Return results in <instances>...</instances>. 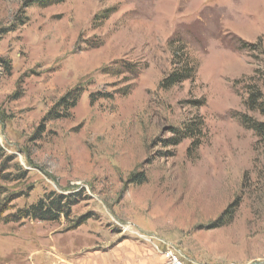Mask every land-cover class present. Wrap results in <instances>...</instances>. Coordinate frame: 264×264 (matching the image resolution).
Instances as JSON below:
<instances>
[{
  "label": "rangeland",
  "instance_id": "1",
  "mask_svg": "<svg viewBox=\"0 0 264 264\" xmlns=\"http://www.w3.org/2000/svg\"><path fill=\"white\" fill-rule=\"evenodd\" d=\"M22 1L0 0V264H157L168 247L264 264V141L241 122H264L243 104L264 102V0ZM173 39L196 80L161 89ZM57 195L65 217L5 219Z\"/></svg>",
  "mask_w": 264,
  "mask_h": 264
},
{
  "label": "trees",
  "instance_id": "2",
  "mask_svg": "<svg viewBox=\"0 0 264 264\" xmlns=\"http://www.w3.org/2000/svg\"><path fill=\"white\" fill-rule=\"evenodd\" d=\"M63 1L65 0H23L21 8L26 9L31 6L46 8ZM178 44L179 41L174 39L168 44L172 68L160 82L159 88L161 89H169L172 86L185 81L193 83L196 80L198 64L190 56L186 48L184 46H179ZM76 99L77 97L74 98L69 107H73L75 105ZM196 103L199 107H201L205 104V100L200 99L197 100ZM243 104L247 110L259 111L261 114H264V102L261 100V95L258 91L251 92ZM241 122L245 128L252 130L257 137L264 141V122H256L245 115L242 116ZM198 125H202L201 120ZM187 131H189V129H187ZM190 131H192L191 133H195L193 130ZM198 134H200V130H198L197 135ZM181 137L183 138L186 136L181 135ZM194 145H197V143ZM46 198L40 199L37 203L28 207L18 209L15 214L6 216V221L19 222L24 219L53 221L60 218L61 216L65 217L68 215L70 199L67 196L57 195L54 198Z\"/></svg>",
  "mask_w": 264,
  "mask_h": 264
},
{
  "label": "built area",
  "instance_id": "3",
  "mask_svg": "<svg viewBox=\"0 0 264 264\" xmlns=\"http://www.w3.org/2000/svg\"><path fill=\"white\" fill-rule=\"evenodd\" d=\"M162 260L159 264H189L187 259L172 248H164L161 251ZM236 264V263H234Z\"/></svg>",
  "mask_w": 264,
  "mask_h": 264
},
{
  "label": "crops",
  "instance_id": "4",
  "mask_svg": "<svg viewBox=\"0 0 264 264\" xmlns=\"http://www.w3.org/2000/svg\"><path fill=\"white\" fill-rule=\"evenodd\" d=\"M161 258H162V256H161ZM161 262V260L159 261V263ZM148 262H146L145 264H147ZM159 263H157V264H159Z\"/></svg>",
  "mask_w": 264,
  "mask_h": 264
}]
</instances>
